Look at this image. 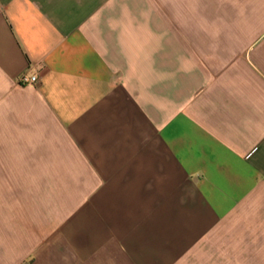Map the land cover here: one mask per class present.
<instances>
[{
	"label": "crops",
	"instance_id": "1",
	"mask_svg": "<svg viewBox=\"0 0 264 264\" xmlns=\"http://www.w3.org/2000/svg\"><path fill=\"white\" fill-rule=\"evenodd\" d=\"M0 264H264V0H0Z\"/></svg>",
	"mask_w": 264,
	"mask_h": 264
},
{
	"label": "built area",
	"instance_id": "2",
	"mask_svg": "<svg viewBox=\"0 0 264 264\" xmlns=\"http://www.w3.org/2000/svg\"><path fill=\"white\" fill-rule=\"evenodd\" d=\"M18 83L20 85H31L39 83V76H29L27 73H23L18 78Z\"/></svg>",
	"mask_w": 264,
	"mask_h": 264
}]
</instances>
